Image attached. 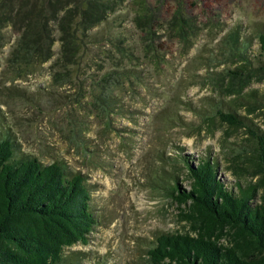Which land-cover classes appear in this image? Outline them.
Segmentation results:
<instances>
[{"label": "rangeland", "instance_id": "374dc122", "mask_svg": "<svg viewBox=\"0 0 264 264\" xmlns=\"http://www.w3.org/2000/svg\"><path fill=\"white\" fill-rule=\"evenodd\" d=\"M148 3L159 9L158 19L167 26L157 33V55L139 46L145 36L133 22V0H126L119 13L123 17L112 29L125 35L139 57L135 70L141 75H131L133 83L119 95L128 111L116 109L110 124L92 101L90 86L93 75L113 67L104 53H112L108 42L82 47L83 61L68 70L51 68L52 61L34 68L11 62L16 32L7 31L0 47V129L11 130L23 153L45 164L63 161L91 187L97 225L87 245L66 250L81 254L80 264H147L157 237H195L184 217L188 207L158 188L167 172L179 178L183 189H191L183 155L195 166L208 158L217 161L219 178L232 190L239 181L262 178L252 176L257 169L236 157L241 146L254 148L246 128L222 121L212 104L221 103L224 111L264 135V73L254 68L263 64L254 57L261 48L258 36L264 33V0ZM240 28L251 44L253 63L248 66L259 75L242 88L226 80L222 89H215L212 80L218 73L243 66L234 60L222 64L225 41ZM53 51L57 58L59 41ZM168 181L165 188L173 184Z\"/></svg>", "mask_w": 264, "mask_h": 264}, {"label": "trees", "instance_id": "16d2710c", "mask_svg": "<svg viewBox=\"0 0 264 264\" xmlns=\"http://www.w3.org/2000/svg\"><path fill=\"white\" fill-rule=\"evenodd\" d=\"M125 3L126 0H0V47L7 31L16 32L19 37L11 62L34 68L52 61L51 68L67 66L68 70L83 61L82 47L108 42L112 53H104L113 67L100 76L93 75L90 86L92 101L110 124L116 109L128 111L119 95L133 83L131 75H141L135 70L140 66L139 57L128 46L127 38L112 30L123 17L119 13ZM133 4V22L145 36L139 46L157 55V33L167 26L158 19L159 9L148 0H133ZM241 30L227 37L222 64L234 60L243 66L218 73L220 77L212 80L215 89H222L226 80L242 88L252 75H259L248 66L253 63L251 44L241 37ZM258 39L261 48L254 59L263 64L254 68L264 73V33ZM56 41L60 42L57 58L53 51ZM127 64L132 67L126 68ZM212 107L222 121L246 128L254 148L241 146L236 157L257 169L252 176L262 178L256 183L239 181L232 190L219 178L217 161L208 158L195 166L183 155L181 162L192 180L191 189H183L179 178L167 172L169 177H160L158 188L188 207L184 217L195 237H157L155 246L148 251L147 264H264V135L242 122L243 118L224 111L221 103ZM13 136L10 129H0V264H80L82 255H69L66 250L87 245L97 225L87 178L69 171L63 161L45 164L23 153ZM169 179L173 184L165 188L162 184L167 185Z\"/></svg>", "mask_w": 264, "mask_h": 264}]
</instances>
